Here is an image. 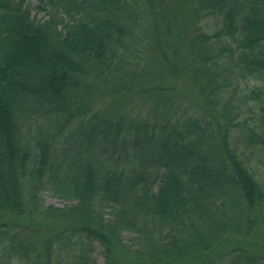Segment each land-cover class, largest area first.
<instances>
[{
  "label": "trees",
  "instance_id": "trees-1",
  "mask_svg": "<svg viewBox=\"0 0 264 264\" xmlns=\"http://www.w3.org/2000/svg\"><path fill=\"white\" fill-rule=\"evenodd\" d=\"M32 8L0 0V264H264V0Z\"/></svg>",
  "mask_w": 264,
  "mask_h": 264
},
{
  "label": "rangeland",
  "instance_id": "rangeland-1",
  "mask_svg": "<svg viewBox=\"0 0 264 264\" xmlns=\"http://www.w3.org/2000/svg\"><path fill=\"white\" fill-rule=\"evenodd\" d=\"M25 4H29L31 5L33 8L31 9V16L39 19V20H43L46 18V16H44L43 13H37L36 10L34 9V6L37 3V0H24ZM42 197L45 200V204L48 205H53V206H63L67 203H69L68 200L62 199V198H58L54 195H52L51 191L49 189L44 190L42 192ZM130 234L128 232H125L123 234V240L125 242H130L131 240L129 239ZM93 257L95 258V260L97 261L98 264H104V258L101 255V247L99 245L95 246V250L93 252Z\"/></svg>",
  "mask_w": 264,
  "mask_h": 264
}]
</instances>
